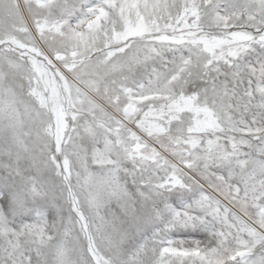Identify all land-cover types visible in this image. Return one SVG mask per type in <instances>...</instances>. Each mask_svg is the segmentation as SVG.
Listing matches in <instances>:
<instances>
[{"label": "snow or ice", "instance_id": "6c2138e0", "mask_svg": "<svg viewBox=\"0 0 264 264\" xmlns=\"http://www.w3.org/2000/svg\"><path fill=\"white\" fill-rule=\"evenodd\" d=\"M0 264H264V0H0Z\"/></svg>", "mask_w": 264, "mask_h": 264}]
</instances>
